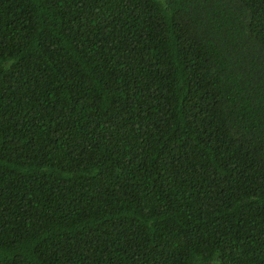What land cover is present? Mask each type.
Instances as JSON below:
<instances>
[{
    "label": "trees",
    "instance_id": "16d2710c",
    "mask_svg": "<svg viewBox=\"0 0 264 264\" xmlns=\"http://www.w3.org/2000/svg\"><path fill=\"white\" fill-rule=\"evenodd\" d=\"M0 264H264V0H0Z\"/></svg>",
    "mask_w": 264,
    "mask_h": 264
}]
</instances>
